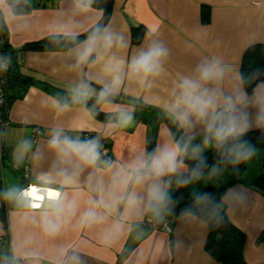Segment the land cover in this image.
I'll list each match as a JSON object with an SVG mask.
<instances>
[{"label": "crops", "instance_id": "crops-1", "mask_svg": "<svg viewBox=\"0 0 264 264\" xmlns=\"http://www.w3.org/2000/svg\"><path fill=\"white\" fill-rule=\"evenodd\" d=\"M14 2L28 4L30 9L15 11ZM202 6L210 8L207 25L201 23ZM100 16L101 12L91 7L81 11L75 0H0V17L14 51L15 67L23 77L33 80L21 98L17 88L7 91L8 99H13L10 103L8 100V125L3 130L0 159V264H219L205 250L206 222L192 214L175 217L168 211L160 218L142 212L124 214L121 204L104 224L81 226L80 214L89 206V200L100 195L95 190V180L92 185L83 183L87 171L77 188L65 190L69 196L79 193V209L55 236L43 233L38 223L39 210L17 206L4 198V193L14 187L31 188L30 193L35 191L37 196L57 194L55 181L49 183L43 175L51 154L46 153L42 165L25 159L17 166L13 159L22 140L33 141V129L41 130L34 150L44 152L48 132L60 125L70 136L99 138L101 152L107 150L102 159L119 166L137 153L148 151L153 134L154 147L167 139L169 127L158 117L166 116L162 106L170 100L182 75H191L205 57L216 56L231 66L239 84L236 74H240L244 51L253 44H264V0H113L106 26L122 36L126 45L114 50L115 54L130 60L155 40L168 48L169 56L163 73L152 80L150 87L125 80L115 96L118 101L101 102L102 112L116 114L115 121H103L94 117L87 106L72 103L68 91L78 80L86 79L94 90L92 98H96L95 93H99L101 82L106 79L101 65L78 73L70 70L68 50L21 51L26 44L49 36L68 32L80 35L92 28ZM138 26L145 28V34L141 43L133 46L131 30ZM54 99L68 102L69 108L57 112L51 107ZM119 112L132 114L127 126L119 125ZM258 128L262 127L254 126L249 131ZM201 142L202 137L198 136L195 143ZM254 149L253 160L244 162L241 182L234 179L227 166L212 178H208L206 169L205 177L189 184L187 192L195 196L205 186H212L230 222L245 235V263L264 264V196L253 185L264 160V147ZM110 174H102L105 190ZM177 189L173 183L169 189L171 197ZM117 218L123 230L115 239L105 240L104 232ZM154 224H168L170 229L154 228Z\"/></svg>", "mask_w": 264, "mask_h": 264}, {"label": "clouds", "instance_id": "clouds-1", "mask_svg": "<svg viewBox=\"0 0 264 264\" xmlns=\"http://www.w3.org/2000/svg\"><path fill=\"white\" fill-rule=\"evenodd\" d=\"M75 3L84 11L91 6L92 0H75ZM60 35L74 42L68 49L70 70L79 73L89 66H102L106 79L101 82L99 93H95L97 103L109 102L118 95L125 80L150 87L152 80L163 73L169 56L168 48L154 40L126 61L114 51L126 46L123 37L100 24L94 25L82 41H77L76 33ZM6 68L7 60L0 62V69ZM236 76L239 84L235 82L231 66L221 58L202 59L191 75L180 77L170 100L162 106L177 131L183 132L180 139L169 129L167 139L157 142L151 152H139L119 166L102 159L99 138L73 137L60 125L48 132L44 152L34 150L33 141L22 140L13 154L15 163L19 166L29 159L42 165L46 153L51 154L52 159L43 175L49 178V183L55 181L57 194L35 204L30 189L14 187L4 193V198L17 206L39 210L38 223L43 233L55 236L79 209V193L69 196L65 190L77 188L87 171L83 183L92 185L95 180V190L100 195L89 200V206L80 214L81 226L104 224L121 204L124 214L142 212L154 218L162 217L171 211L169 205L173 200L169 189L173 183L184 187L199 181L205 177L206 169H209L208 178L215 177L224 167H236L256 155L254 147L242 137L254 126L264 127V79H261L264 72L256 69L248 77L239 73ZM253 82L255 87L249 94L243 85ZM68 91L72 103L76 104H86L94 94L91 82L86 79L78 80ZM51 107L63 112L69 108V103L54 99ZM132 118L131 113H118L120 126H127ZM198 136L202 137L201 143H195ZM206 148H214L218 154L210 167L202 155ZM186 159L196 160L195 165L189 167ZM105 172L111 173L107 190L102 183ZM194 200L197 204L211 205L213 214L219 213L220 204L209 193L195 195ZM185 214L190 215V210L185 209ZM218 219L223 217L218 216ZM122 230L121 220L115 219L103 234L105 240L115 239Z\"/></svg>", "mask_w": 264, "mask_h": 264}, {"label": "trees", "instance_id": "trees-1", "mask_svg": "<svg viewBox=\"0 0 264 264\" xmlns=\"http://www.w3.org/2000/svg\"><path fill=\"white\" fill-rule=\"evenodd\" d=\"M91 8L99 10L101 16L96 24L106 26L111 17L113 10V0H92ZM13 8L18 11L25 12L30 9V5H22L21 3L14 2ZM210 22V8L207 6L201 7V23L207 25ZM95 24V25H96ZM91 29V28H90ZM89 29V30H90ZM89 30L77 35V41H82L88 35ZM0 33L3 40V53L9 60V69L6 74L7 78V91L9 88L18 89V97L21 98L26 92L27 88L33 84V80L28 77H23L15 67L14 63V51L8 44V32L6 31L2 18L0 17ZM145 34V28L138 26L131 30V45H139ZM74 46V42L68 40L65 36H49L38 42L26 44L21 48V51H67ZM259 69L264 72V44H253L246 48L240 61V74L248 77L254 70ZM264 79V77H261ZM244 89L251 94L255 87V82L252 84H244ZM13 98L10 97L7 102H11ZM118 97H114L110 101H118ZM76 104V103H75ZM80 106H87L97 119L103 121H115L116 114L104 113L100 110V103L96 102V98H90L86 104H77ZM166 123L169 129L176 134V138L180 139L182 136L181 131H177L176 127L171 123L167 116L158 117ZM242 139L248 141L254 148L264 147V127L255 130L248 131ZM155 135L153 134L148 141L147 148L151 152L154 148ZM206 158L209 167L218 159V154L214 148H208L202 153ZM185 163L192 167L195 165L196 160L186 159ZM227 167L230 168V165ZM245 166L244 163L238 165V173L241 176ZM231 169V168H230ZM238 182H241L239 180ZM254 187L259 193L264 196V160L258 167V175L253 183ZM187 186L178 187L177 192L172 196L173 203L169 205L171 209L170 213L177 217L185 214V209H189L192 215H195L203 219L208 227V235L205 242V250L208 254L219 264H246L243 257V244L245 241L244 233L234 226L224 209L220 205L218 214H213L210 211L211 205H205L203 203L197 204L194 200V196H191L187 192ZM209 193L216 203L219 200L214 196V188L212 186H205L199 194ZM218 216H222L223 219L219 220Z\"/></svg>", "mask_w": 264, "mask_h": 264}, {"label": "built area", "instance_id": "built-area-1", "mask_svg": "<svg viewBox=\"0 0 264 264\" xmlns=\"http://www.w3.org/2000/svg\"><path fill=\"white\" fill-rule=\"evenodd\" d=\"M4 60H7V68L6 69H0V159H2V146H3V130L8 125V122L6 120V111L8 107L7 102V78L6 74L9 69V60L4 56L3 53V40L1 39V33H0V62H3ZM41 135L40 129H33L31 139L33 142H36L37 138ZM107 154V150L102 151V155L105 156ZM31 189V188H30ZM31 199H37L39 201L33 203L39 204L42 202V200L45 199V197H49L48 195L42 194L41 196L38 195L36 197L31 196ZM154 228H158L161 230L168 231L170 229L168 224H161V225H153Z\"/></svg>", "mask_w": 264, "mask_h": 264}, {"label": "water", "instance_id": "water-1", "mask_svg": "<svg viewBox=\"0 0 264 264\" xmlns=\"http://www.w3.org/2000/svg\"><path fill=\"white\" fill-rule=\"evenodd\" d=\"M230 168H231V170L233 172L234 179L236 181H238L240 179V176H239V173H238V166L233 167L232 165H230Z\"/></svg>", "mask_w": 264, "mask_h": 264}, {"label": "bare ground", "instance_id": "bare-ground-1", "mask_svg": "<svg viewBox=\"0 0 264 264\" xmlns=\"http://www.w3.org/2000/svg\"><path fill=\"white\" fill-rule=\"evenodd\" d=\"M30 195L33 196V197H36V196H37V194H36L35 191H31ZM48 196L54 197V195H53L52 192H48ZM51 197H50V198H51Z\"/></svg>", "mask_w": 264, "mask_h": 264}, {"label": "rangeland", "instance_id": "rangeland-1", "mask_svg": "<svg viewBox=\"0 0 264 264\" xmlns=\"http://www.w3.org/2000/svg\"><path fill=\"white\" fill-rule=\"evenodd\" d=\"M250 160H253V158L252 159H250ZM192 185V184H191Z\"/></svg>", "mask_w": 264, "mask_h": 264}]
</instances>
